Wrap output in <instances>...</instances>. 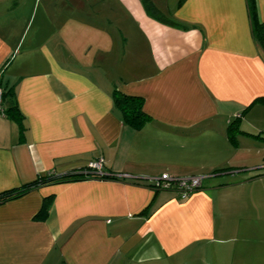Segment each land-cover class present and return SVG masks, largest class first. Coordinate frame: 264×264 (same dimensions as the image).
I'll return each mask as SVG.
<instances>
[{"label":"crops","instance_id":"1","mask_svg":"<svg viewBox=\"0 0 264 264\" xmlns=\"http://www.w3.org/2000/svg\"><path fill=\"white\" fill-rule=\"evenodd\" d=\"M153 2L0 0V86L25 126L0 112V191L99 158L117 175L0 202V264L264 261V47L249 2ZM115 89L143 96L150 118L128 123ZM165 172L203 186H151Z\"/></svg>","mask_w":264,"mask_h":264},{"label":"trees","instance_id":"2","mask_svg":"<svg viewBox=\"0 0 264 264\" xmlns=\"http://www.w3.org/2000/svg\"><path fill=\"white\" fill-rule=\"evenodd\" d=\"M147 9L151 12H156L158 9L155 6L153 0H145ZM249 7H250V14H251V20L253 25V30L255 34L257 35L259 41L261 42L262 46L264 47V21L259 18L258 10H257V0H248ZM114 97L117 102V104L120 105V107L123 110L124 118L125 120L132 124L139 126L143 124L147 119L150 118V115L148 112L144 109V97L138 94H130L125 93L119 89H115L114 91ZM3 107H4V114L5 115H11L17 118L20 121L21 128L23 129L24 123L22 121L23 114L19 108V106L14 103L10 105L8 108L4 106L3 101ZM240 115H236L232 118L231 123L229 124L228 132L231 135V137L235 136V130L238 128L237 124L239 122ZM260 173V172H259ZM88 177H117L116 174L108 173L106 171L104 172H84L82 169L78 172H57L54 170H48L45 172H41L32 179L31 181H28L24 184H22L19 187H13V188H7L2 191H0V202H4L8 199L18 197L26 192H28L31 189L40 187L45 184L60 182V181H66L69 179H75V178H88ZM174 177V176H173ZM179 176H176L174 178V181H178ZM181 178V177H180ZM151 186H153L156 189H161L156 186V180L153 178L151 180ZM203 186V183H201L197 188L193 189L191 192L201 188ZM171 189H175L178 192L182 190V187L179 183L176 182V184L171 186ZM47 200H45L43 207H42V213L46 215L48 211L47 207Z\"/></svg>","mask_w":264,"mask_h":264},{"label":"built area","instance_id":"3","mask_svg":"<svg viewBox=\"0 0 264 264\" xmlns=\"http://www.w3.org/2000/svg\"><path fill=\"white\" fill-rule=\"evenodd\" d=\"M3 101H4V89L0 86V112L4 114L3 110ZM104 159H93L88 162V164L82 169L84 172H104ZM173 175L165 172L161 174V176L155 177L156 186L161 189H169L174 184L179 183L182 187L180 193L183 195H188L191 191L197 188L202 183V176L200 175H192V176H185V177H177L179 178L178 181H174Z\"/></svg>","mask_w":264,"mask_h":264},{"label":"rangeland","instance_id":"4","mask_svg":"<svg viewBox=\"0 0 264 264\" xmlns=\"http://www.w3.org/2000/svg\"><path fill=\"white\" fill-rule=\"evenodd\" d=\"M181 259L182 260H179V263L185 261V258H181ZM190 262H191L190 264H218L217 259L215 257H213L211 254H209L208 252L206 255H203L200 253V255L193 258L192 261H190ZM221 263L227 264V261L224 262V260H222ZM251 264H255V262L251 263ZM262 264H264V261L262 262Z\"/></svg>","mask_w":264,"mask_h":264}]
</instances>
